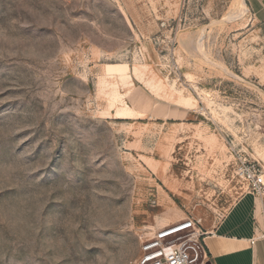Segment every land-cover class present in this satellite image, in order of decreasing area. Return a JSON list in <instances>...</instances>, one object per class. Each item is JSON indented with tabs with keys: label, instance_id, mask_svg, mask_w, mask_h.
<instances>
[{
	"label": "rangeland",
	"instance_id": "374dc122",
	"mask_svg": "<svg viewBox=\"0 0 264 264\" xmlns=\"http://www.w3.org/2000/svg\"><path fill=\"white\" fill-rule=\"evenodd\" d=\"M244 159L264 168L245 0H0V264H129L217 222Z\"/></svg>",
	"mask_w": 264,
	"mask_h": 264
},
{
	"label": "crops",
	"instance_id": "0c3cea01",
	"mask_svg": "<svg viewBox=\"0 0 264 264\" xmlns=\"http://www.w3.org/2000/svg\"><path fill=\"white\" fill-rule=\"evenodd\" d=\"M257 21L264 22V0H245ZM205 238L211 264H264V196L239 195Z\"/></svg>",
	"mask_w": 264,
	"mask_h": 264
},
{
	"label": "built area",
	"instance_id": "2783aa9c",
	"mask_svg": "<svg viewBox=\"0 0 264 264\" xmlns=\"http://www.w3.org/2000/svg\"><path fill=\"white\" fill-rule=\"evenodd\" d=\"M235 174L247 188L242 194L264 196V168L261 164L240 160ZM210 234L201 228L196 216L188 215L149 235H139V253L129 264H211L205 244V238Z\"/></svg>",
	"mask_w": 264,
	"mask_h": 264
}]
</instances>
